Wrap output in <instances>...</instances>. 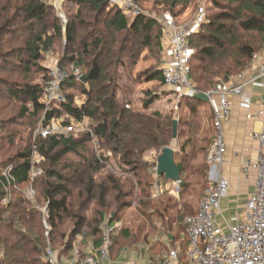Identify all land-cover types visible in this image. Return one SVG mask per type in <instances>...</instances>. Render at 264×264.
Returning <instances> with one entry per match:
<instances>
[{
	"label": "trees",
	"instance_id": "16d2710c",
	"mask_svg": "<svg viewBox=\"0 0 264 264\" xmlns=\"http://www.w3.org/2000/svg\"><path fill=\"white\" fill-rule=\"evenodd\" d=\"M70 1L77 6V10L72 16L70 15L73 20L66 26L56 15L53 17L59 23L57 25L50 24L48 17L49 15L52 17L53 14L50 13L53 8L42 0H29L27 6L22 10L30 37L22 48L16 49L14 52L18 59H22L20 66L22 72L27 74H25L22 83L0 79L5 83L0 84L2 93H0V102L6 100L4 99L5 95L20 103V107L14 115H5L3 105L0 106V170L13 166L15 179L23 187L30 185L32 146L35 144L39 148L44 158L43 174L33 185L38 195V204L47 205L48 224L52 228L49 242L54 247L55 244L60 245L62 249L60 256L63 254L69 256L68 253L76 244V242L73 243L74 239L82 233L85 227L89 228V232L84 234L80 245L82 256L85 254L84 246L87 248V243H89L86 242L87 239L92 242V247L98 248L101 244V226L111 212V208L115 207L119 212L130 208L131 204L127 201L131 197L136 183L142 192V198L137 206V214L143 221L137 229L131 227L122 230V243L125 241L131 245L141 241L148 243L149 238L156 235L157 232L160 234L165 232L168 236L173 237L175 239L173 243H176L183 231L182 222L186 217L194 215L197 210L192 214L191 208L185 204L183 205L184 209L174 213L177 207L172 205V200L156 202L161 200L165 193L158 198H153V192L148 191L149 187L150 190L152 189L154 181L150 173V164L144 160L145 154L150 151H161L166 147H171L173 139L171 132L176 120L170 116H163L162 113L149 112V109L161 98L153 92L146 93L147 97L141 102L142 109L140 111L130 108L131 100L129 98L124 101L119 100L118 92L121 89L117 84H113L112 78L108 79L109 82L106 83V67L101 60L102 50L105 51L106 43V37L101 27L105 29L104 31L129 32L138 38L143 36L142 43L150 47L149 45L153 41V29L159 26V22L145 14L131 17L130 14L124 13L116 6L109 10V13L104 17V12L108 10L111 0ZM221 1L226 2V6H221L225 9L214 18L210 17L206 20L203 25V30H206V33L202 31L198 35H192L191 38L198 37L200 41L207 42L209 45L201 50L196 49V54L194 53V57L201 62H205L207 59L212 61L223 54L234 58L235 66L230 65L228 71L239 70L240 72L235 75L226 74L225 82H227L243 72L254 60L255 53L259 52L256 48L244 44L240 40L241 33L257 31L262 35L264 42V0H213L212 3L220 7ZM173 3L178 4V0ZM85 7L91 10L93 22H85L82 19ZM1 19L4 22L0 23V43L4 41L5 36L10 34L9 26L13 21L7 19L0 8ZM231 23L233 24L228 25ZM49 25H51L49 27L52 29L51 31L48 30L47 26ZM38 29L40 31L35 33ZM81 30L87 31V35H82ZM64 33L73 47L64 53L58 64L80 66L87 82H77L73 78H69L64 88L67 97L66 103L59 110L54 109L48 112L46 120L49 121L55 116L67 115L76 122L88 118L90 120L89 129L92 130L101 145L99 153L95 150L89 132L79 135L50 136L48 139L39 138L34 141L31 134L27 138H23L24 136H20V132L17 130L18 127L28 128L32 124L38 123L44 115L43 89L49 70L47 58L48 54L55 50V38L63 36ZM162 37L163 31L159 29L156 39L157 46L161 51L164 47ZM89 38H92L93 41ZM79 39L80 44L83 45L82 51L75 49ZM88 57L91 60L88 61ZM24 58L27 59V62L23 60ZM117 63L120 66L121 61ZM192 69L193 67L190 66V72ZM225 72L224 69L215 71L208 68L206 75L214 79ZM9 73L13 75L14 71L9 70ZM147 79L149 82L161 81L164 85L161 70L148 72ZM97 82L102 83V86L97 87L95 85ZM202 82V79L197 80L195 89L198 92L206 93ZM103 83L105 84L103 85ZM212 83L213 80L209 81L208 85ZM87 85L90 86L89 89L84 88ZM79 88H83L82 93L88 98L84 104L78 107L75 105L73 94ZM185 99L188 103L183 108L190 110L192 116L198 112V107L209 104L194 97ZM67 122H70L69 118ZM199 129L198 126L194 127L192 138L187 139L186 143L174 155V159L179 154L182 155L181 159L176 162L182 184L181 191L188 186V178H185L186 173L192 179L196 178L202 182L203 192L209 188L207 155L215 135L211 128L208 137L202 140L197 139ZM18 137L19 142L16 144L15 141ZM69 157L73 158L66 159ZM113 159L119 163L122 176L112 173L102 174V171L108 168ZM134 179L137 180L136 183ZM7 194H10L12 199L10 203L3 204V199ZM92 205L96 218L88 221L87 212ZM187 213L191 214L186 216ZM115 215L112 214L107 223L114 224L116 222ZM154 219L162 224V228L156 231L157 228L154 227L152 232L146 231L145 221L152 225ZM46 232L40 211H37L32 203L13 191L12 188L9 187L7 190L0 186V264H48L43 260L48 246ZM86 236L88 237L86 238ZM114 237L112 238L113 246L119 245L121 242L114 241ZM187 245L188 240L186 249ZM185 252L186 250L184 252L179 250L182 258H186Z\"/></svg>",
	"mask_w": 264,
	"mask_h": 264
},
{
	"label": "built area",
	"instance_id": "2783aa9c",
	"mask_svg": "<svg viewBox=\"0 0 264 264\" xmlns=\"http://www.w3.org/2000/svg\"><path fill=\"white\" fill-rule=\"evenodd\" d=\"M62 3L65 0H59ZM117 6L127 14L139 16L140 11L134 0H116ZM203 18L200 24L205 22V13L201 9ZM63 25H67L66 17L60 13ZM195 29L192 27H181L169 21L163 31V39L169 50L168 59L161 67L164 85L170 91H179L181 96L192 98L198 92L189 82L190 64L192 50L190 38ZM254 63L248 66L239 75L227 82H222L209 90V105L213 109V125L215 129L214 142L208 151L209 165V188L206 197L199 202L198 209L194 215L185 218V238L188 240L186 264H264V121L261 131L258 133V158L252 167L257 172L253 184V191L245 203L243 212L236 217L235 222L227 219L223 212L221 203L227 198L229 180L220 173L227 151L224 141L225 126L230 121L233 113V97H242L240 106L247 111L251 110V103L248 100V92L245 88L248 85H256L259 76H253V72L259 71L264 76V48L259 54L254 55ZM49 66L46 84L43 89L44 115L37 123L33 140L48 139L50 136L79 135L83 132L91 133L92 143L99 153V140L95 138L89 129L88 118L76 122L70 116L52 117L46 120L48 112L54 109L59 110L66 103L65 84L69 78L77 82H83L84 71L80 66L71 64L69 71H66L58 62L48 61ZM249 76V78H247ZM128 108V107H127ZM253 116L247 115L248 119ZM66 118L70 122H66ZM30 156V185L23 187L14 177V167L9 166L0 170V186L12 188L40 211L43 217V224L46 227V237H50L52 228L48 224L49 213L47 205L38 204L37 192L33 183L42 176V164L44 161L39 148L34 144ZM249 167H245L248 169ZM154 184L152 187L153 198H158L167 192L166 180L157 175V167L154 172ZM165 182H164V181ZM181 180L171 182L173 187H179ZM12 197L7 194L3 204L10 203ZM118 230V226L103 223L101 226L100 246L90 247L88 252L82 256L80 245H74L68 258H64L68 264H109L113 250L112 238ZM165 235L162 240H168ZM49 243V242H48ZM161 260L150 264H185L179 250L169 248L161 255ZM43 260L48 264H63V258L59 251H56L52 243H49L43 255Z\"/></svg>",
	"mask_w": 264,
	"mask_h": 264
},
{
	"label": "rangeland",
	"instance_id": "374dc122",
	"mask_svg": "<svg viewBox=\"0 0 264 264\" xmlns=\"http://www.w3.org/2000/svg\"><path fill=\"white\" fill-rule=\"evenodd\" d=\"M29 0H0V8L1 12H3V15L6 16L7 19H11L12 24L9 26L10 34L4 37V41L0 43V79H7L9 81H18L20 83L24 82V72H22V67L20 66V63L22 62V59H18L16 53L14 50L22 48L24 46V43L29 40L30 34L26 28V20L24 18L23 9L25 6H27ZM49 4L53 11H51L53 14L52 17L49 15L48 21L51 25H57L59 22L58 20H55L54 15L61 19L60 13H63L66 17L67 23H70L73 19L70 17L73 13L77 10V6H75L73 3H71L70 0H65V2H61L59 0H42ZM135 4L137 5L140 14H145L152 18L153 20H156L159 22V26L153 29L152 32V43L149 45L150 47H147L144 45L143 42V36L138 38L133 33H117L114 31H104L105 29L101 27V30L104 32L106 37V43L104 45L105 51L102 50V57L101 60L103 64H105L106 72H107V80L111 79L114 80V85L117 84L119 87L120 92H118V98L121 101H124L125 99L129 98L131 100L130 108L132 110H138L140 111L141 108V102L144 101V98L147 97L146 93L153 92L156 95H159L161 98L158 102H156L150 109V113H162L163 116H170L172 119L176 120L177 126H178V134L175 139H172L171 141V147L175 149L176 152L181 148L182 145L186 143V140L189 138H192L194 135L193 130L195 126H198L200 129L198 131L197 139H205L208 137L209 132H212L215 135V129L213 124V109H211L210 105H204L197 108L198 112L194 114L193 116L190 114V110L184 109L183 107L186 106L187 99H185V96H181L179 91H170L165 85L162 84L161 81H153L149 82L147 79V73L152 71H159L161 67L163 66V50H160V47L157 46V39L156 36L158 35L159 29H162L164 31L165 25L167 22L171 21L175 23L178 26L181 27H192L195 29L194 35L200 34L202 31L203 33H206V30H203V25L206 23V20L208 18H214L217 14L222 12L225 8H221V6H226L225 1H221L220 7L214 5L212 3L213 0H178V4L175 5L173 3L175 0H134ZM189 1L187 4L186 2ZM116 0H111L110 5L107 11L104 12V17L109 13V10L113 9V7H117L120 9L116 4ZM201 9H203L205 13V22L203 24H200L203 16L200 13ZM113 15V14H112ZM131 17H136L133 14H130ZM82 19L85 22H90L93 20L92 12L89 8L83 9V15ZM132 19V18H131ZM62 20V19H61ZM54 21V22H52ZM4 22L3 19L0 20V23ZM93 22V21H92ZM63 23V20H62ZM228 24V25H232ZM51 25L47 26L48 30L51 31L49 27ZM40 29L37 30L38 33ZM82 35H87V31L81 30ZM3 37H1L3 39ZM241 41L244 44H248L249 46H252L257 49L256 54H259L262 49L264 48V42L263 37L260 35L257 31L255 32H248L244 33L239 36ZM163 38V37H162ZM81 39V38H80ZM80 39L77 42V45L75 46V49L82 51V46L80 44ZM89 40L93 41L92 38H89ZM164 40V39H163ZM193 41V42H192ZM54 51L50 52L48 54V61L53 63H57L58 61L62 60V57L64 53L72 48V44L70 41L67 40L66 34L64 33L63 36L55 38L54 40ZM190 45L192 50V56L191 61L192 63L190 66L193 67L192 71L189 75V82L191 85H193L195 88L196 81L202 79V85L204 91L207 93L209 90L217 86L218 84L225 81V75L226 74H238L239 70H232L228 71L230 65H232L235 60L233 57H227L226 54L219 55L214 60L210 61L209 59L205 60V62L199 61L197 58L194 57L197 50H201L209 45H207V42H202L197 38H191L190 39ZM197 49V50H196ZM13 53V54H12ZM195 53V54H194ZM229 58V60H228ZM25 62H27V59H23ZM91 60L90 57H88V61ZM120 66L117 62H120ZM118 64V66H117ZM235 66V64H233ZM66 71H69L71 68V64H62V66ZM208 68H211L213 70H221L223 69L227 72L222 74L221 76H218L217 78L208 77L206 75V71ZM7 70V72H6ZM10 71H14V74L11 75L9 73ZM106 83L109 82V80ZM213 83L211 85H208V82L211 81ZM2 82V81H0ZM5 84V83H0ZM105 83H103L104 85ZM97 87L102 86V83H96ZM208 85V86H207ZM84 88L89 89L90 86H84ZM83 88H79L77 92L73 94L75 97V105L81 106L87 101V96L82 93ZM1 93V92H0ZM2 94V93H1ZM4 99H6L4 102H0V106L3 105L4 107V114L5 115H14V113L19 109L20 103H17V101L9 99V96L4 95ZM67 122V118L65 120ZM29 123V122H28ZM88 124L90 125V120H88ZM180 124V125H179ZM37 123L32 124L28 128H21L18 127L17 130L20 132V136H24L23 138H27L30 134L33 137L35 134V127ZM195 125V126H194ZM20 128V129H19ZM173 133H174V127H172ZM24 134H22V132ZM19 142V137L16 139L15 143L17 144ZM202 146V145H201ZM162 153L161 151H150L145 154L144 160L148 161L150 164V173L152 176V180L154 181V172L155 168L157 167V158ZM12 154V153H11ZM182 155L179 154L178 157H175L176 162H178L179 159H181ZM73 157H69L66 159H71ZM195 165V164H194ZM102 174L105 173H112L113 175H119L122 176L121 170L119 168V163L116 160H112V162L109 163L108 168L104 171H102ZM100 175V174H99ZM190 175L186 173L185 178H188V186L184 188L183 191H181L182 184L180 183L179 187H173L168 181L165 182L167 185V192H165L164 196L161 198V200L156 201H167L172 200L173 206H176V210L174 213L178 212L180 209H184L183 205H188L191 210L192 214L195 213V211L198 209L199 202L207 195L208 190L201 189L202 182H199L196 178L192 179L189 177ZM132 177V176H130ZM162 178L165 179L163 176ZM135 183L137 182L136 179ZM209 181V179H208ZM169 183V184H168ZM135 188L131 192L132 195L128 199L127 202L131 204L130 208H127L122 211H116L115 207L111 208V212L107 215V218L104 223H107L110 216L112 214H116V222L113 224V226L117 225L118 230L115 233V239L114 241H120L121 243L119 245L113 246L114 248V259L119 257L120 253L123 252L124 247H132L131 243L128 241H125L122 243V230H127V228L137 229L139 225L142 223V218L139 217L138 213V204L140 199L142 198V192L137 187V183L135 184ZM43 187V186H42ZM148 191L152 193V189L150 190V187L148 188ZM147 191V192H148ZM94 206L92 205L89 209V212H87V219L88 221L93 220L96 218L94 214ZM185 211V210H184ZM111 214V215H110ZM191 213H187V215H190ZM154 224H149L148 221H145L144 227L146 231L150 230L152 232V229L156 227V231H159L160 228H162V224H160L159 221L156 219L153 220ZM183 223V231L180 234V237H178L177 244L175 246H172L174 249H179L181 252H184L186 250V242L187 239L185 238V223ZM69 226V225H68ZM89 232V228L85 227L82 231V233L77 236L73 241L75 245H79L81 240L84 239V234H87ZM167 235L165 232L160 234V232H157L156 235L153 237H150L149 240H151L153 243H160L162 238ZM88 236H86L87 238ZM49 242V238L47 239V243ZM87 248L84 246L83 250L88 252L90 247H92V242H90L88 239L86 240ZM50 243V242H49ZM48 243V245H49ZM53 245V244H52ZM56 251H59L61 247L58 244H55ZM81 249V248H80ZM169 248H166L164 251L158 248L154 253L157 255H162L166 250ZM83 251V252H84ZM70 256V253H68ZM69 256L63 254V264H68V262L64 259L68 258ZM183 263L186 264V258H182Z\"/></svg>",
	"mask_w": 264,
	"mask_h": 264
},
{
	"label": "crops",
	"instance_id": "0c3cea01",
	"mask_svg": "<svg viewBox=\"0 0 264 264\" xmlns=\"http://www.w3.org/2000/svg\"><path fill=\"white\" fill-rule=\"evenodd\" d=\"M163 46L162 62L164 63L168 59L170 49L167 48V43L165 44L164 40ZM254 62L253 60L251 64ZM253 76H259L257 84H250L245 88V91L249 94L248 100L251 103L250 112L240 106L243 100L242 97H233L232 117L225 126L224 141L226 142L227 151L220 173L229 180L230 192L227 198L222 201L221 206L227 219L232 222H235L236 217L243 212L257 177V172L252 165L258 158V140H256V137L261 131L262 122L264 121V76H260V72L257 70L253 72ZM248 114L253 117L248 119ZM246 166L249 168L245 169ZM168 237L169 241L161 240L160 243H153L151 240L148 243L141 241L133 244L132 247H125L116 259L113 256L114 247L109 264H150L158 262L162 257L154 253L158 248L164 251L166 248H172L171 245L175 246L177 244V242L173 243L175 241L173 237Z\"/></svg>",
	"mask_w": 264,
	"mask_h": 264
},
{
	"label": "water",
	"instance_id": "95a60500",
	"mask_svg": "<svg viewBox=\"0 0 264 264\" xmlns=\"http://www.w3.org/2000/svg\"><path fill=\"white\" fill-rule=\"evenodd\" d=\"M86 83V78L82 80ZM195 99L203 101L205 104H208L210 101V97L207 93H197L193 96ZM177 122L173 123L174 126V134L173 139L177 137ZM176 151L172 147H166L162 150L160 156H158L157 160V175L160 177L164 176L167 181L170 182H178L180 180L179 169L176 165V160L174 159Z\"/></svg>",
	"mask_w": 264,
	"mask_h": 264
}]
</instances>
